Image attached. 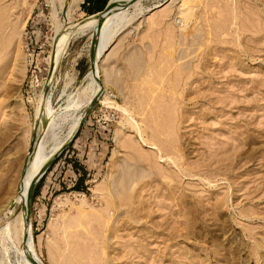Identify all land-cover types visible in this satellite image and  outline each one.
I'll return each mask as SVG.
<instances>
[{
	"label": "rangeland",
	"instance_id": "374dc122",
	"mask_svg": "<svg viewBox=\"0 0 264 264\" xmlns=\"http://www.w3.org/2000/svg\"><path fill=\"white\" fill-rule=\"evenodd\" d=\"M117 2L0 1L19 50L15 70L0 73V209L20 197L38 116L48 99L58 109L86 87L93 48L96 90L81 120L99 101L31 193L36 258L264 264V0H132L99 56ZM75 216L90 219L71 228ZM9 244L11 264H31Z\"/></svg>",
	"mask_w": 264,
	"mask_h": 264
},
{
	"label": "bare ground",
	"instance_id": "6f19581e",
	"mask_svg": "<svg viewBox=\"0 0 264 264\" xmlns=\"http://www.w3.org/2000/svg\"><path fill=\"white\" fill-rule=\"evenodd\" d=\"M131 1L132 0H118L117 5L115 7V10L113 11V14H112V17L115 15L114 19L112 18L113 21H111L110 24L107 25V27L103 28V30L99 36V40H98V34H97L96 38H97L98 43H99V54H98L99 56L102 54L103 50L112 42V39H114L116 34L119 31H121L122 29H124V25H126L127 21L123 20L125 17H123L122 14L125 11L124 9L127 8L128 3L129 2L131 3ZM132 4H133V2H132ZM123 15H125V14H123ZM122 17H123V19H122ZM121 19L125 22L124 25L120 24ZM17 27L18 26H16V24H14L13 20L11 19V15L8 13H5L4 10L0 9V73L3 72L2 73L3 75H5L7 72H13L15 70L14 69V67H15L14 63H16V61L18 59V53H19V50L16 53V47H17L16 42H17V35H18V32H17L18 28ZM74 34H75V32L73 33V35ZM72 36L69 37L67 42H69L71 40ZM65 49H66V45L63 47V49L59 50L60 55H61L62 51ZM97 51L98 50L95 49L93 58L94 57L97 58ZM57 54H58V50H57V48L54 47V55L52 57V63H51L50 71H49V77H48V84H47L46 88H48L49 85L51 84L52 73L54 71L55 66L58 63L57 62L58 60L55 59ZM18 61H20V60H18ZM97 61L98 60L95 59V68H96L97 63H98ZM12 65H13V67H12ZM91 66H92V60H91ZM11 67H12V69H10ZM86 78H87L86 87L83 88L80 92H77V94L68 95L66 97V101H65L64 105L60 106L58 109H54L50 103V100L48 99V103L45 106L46 108L44 111L43 121L40 122L39 116L37 118L36 126H35V132H34L33 140L31 143L30 150H29L27 167H25L24 174L22 175L21 180H20L21 181V183H20V189H21L20 197L18 199H14V197H9L6 200V202H3L2 209H0V251L2 252L1 255L2 254L5 255L3 258H1L2 260H0V264H11L9 261V257L11 256L12 251L15 248V247L13 248L9 244L11 242L17 248L21 249L24 252V254H26V253L29 255L33 254L34 258L39 261V259L36 258L37 254H36L35 249H34L32 233L30 231L29 225L27 228L25 225V216H23L21 213L17 214V211L21 205V202L24 201V205H25L26 198L29 194V184L31 181L28 178V174H27L28 168L30 166V168H29V175H30L34 169L35 164H36V158H37L36 150L38 149V147H39V149H38L39 154H40L42 160L44 161V163L40 169V170H42L43 167L45 166V164L48 163L47 161L53 159L54 156H56L59 152H61L64 149V147L66 146V144L68 143V141L71 139V137L75 134V132H76V130L80 124V121H81L82 109L92 99V97L94 96L95 90H96V79H97L96 74L90 73L88 75V77H86ZM45 93L47 94V92H45ZM39 99L40 100L38 101L39 106L37 108V112L40 113L41 110H43L42 106L44 103H43V100L41 99V97ZM45 102H46V99H45ZM121 108L122 107H120L119 109H121ZM125 114H128V113H125ZM63 128H65V132L62 133L61 129H63ZM141 142L146 144V145L148 144V142L146 143V141L143 139V137L141 138ZM126 146H128V145H126ZM131 146H133V145H131ZM54 161L52 162V164L54 163ZM51 165L49 166V168L51 167ZM102 186H104V185H102ZM4 187H5L4 184H0V191ZM8 190H10V189H8ZM98 192H100V191H97V194H98ZM25 212H26V209H25ZM77 212H79V214L82 215L81 211H77ZM8 213L13 214V216L12 217L7 216ZM105 217L106 216H104L103 218H105ZM109 217L111 218V216H109ZM110 218H109V220H110ZM89 219H90L89 216H75L74 219H71L74 223L72 222V223H70L71 224L70 225L68 223L70 220L69 219L66 224L67 225L69 224L71 226V228L74 224H77V225H80L81 227L82 226L84 227L85 223L87 225V222H89V221H87ZM103 221H106V219H104ZM106 223L104 222V224H106ZM77 225H76V227L75 226L74 227L78 228ZM62 226H64V225H62ZM66 226H64V228H63L65 232L67 231L66 229L70 228V226H69V228H67ZM51 227H53V226H51ZM68 231H71V229ZM65 232H63V233H65ZM49 235H51V234H49ZM50 238H49V240H50ZM39 262L41 263V261H39Z\"/></svg>",
	"mask_w": 264,
	"mask_h": 264
},
{
	"label": "water",
	"instance_id": "95a60500",
	"mask_svg": "<svg viewBox=\"0 0 264 264\" xmlns=\"http://www.w3.org/2000/svg\"><path fill=\"white\" fill-rule=\"evenodd\" d=\"M109 3L107 4V6H106V8L104 9V13H106L107 11H108V8H109ZM96 37H97V32L95 33V38H94V42H95V40H96ZM93 46H94V44H93ZM92 54H93V48H92V51H91V59H92V68H93V70H94V73H95V57L93 58V56H92ZM99 97L100 96H98V94H97V96L92 100V102L90 103V105L88 106V108L86 109V111L84 112V115H83V118H82V120L84 119V117L88 114V112H89V110H90V108L96 103V102H98L99 101ZM82 120H81V122H82ZM81 122H80V124H79V127H80V125H81ZM72 140V139H71ZM71 140L69 141V143L71 142ZM68 143V144H69ZM67 144V145H68ZM67 147V146H66ZM65 147V148H66ZM64 148V149H65ZM63 149V150H64ZM62 150V151H63ZM61 151V152H62ZM61 152H59L56 156H54L53 157V159L51 160V162L43 169V170H40L39 171V173L38 174H36V176L33 178V180L30 182V184H29V194H28V196H27V198H26V203H25V205H26V212H25V225H26V228L28 227V225H29V205H30V198H31V193H32V191H33V189H34V187H35V185L42 179V177L44 176V174L47 172V170H48V168H49V166L52 164V162L60 155V153ZM29 260H30V262L32 263V264H42V263H40L38 260H36L35 258H34V256H33V254H30V256H29Z\"/></svg>",
	"mask_w": 264,
	"mask_h": 264
},
{
	"label": "trees",
	"instance_id": "16d2710c",
	"mask_svg": "<svg viewBox=\"0 0 264 264\" xmlns=\"http://www.w3.org/2000/svg\"><path fill=\"white\" fill-rule=\"evenodd\" d=\"M42 180H43V179H41L40 182H41ZM40 182H39V183H40ZM80 182H81V178H79V179L77 180L76 186H77Z\"/></svg>",
	"mask_w": 264,
	"mask_h": 264
}]
</instances>
